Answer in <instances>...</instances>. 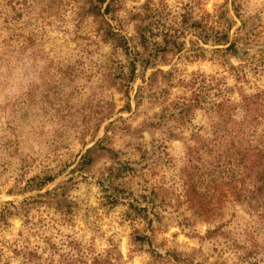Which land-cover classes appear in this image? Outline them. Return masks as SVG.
<instances>
[{"label":"rangeland","instance_id":"1","mask_svg":"<svg viewBox=\"0 0 264 264\" xmlns=\"http://www.w3.org/2000/svg\"><path fill=\"white\" fill-rule=\"evenodd\" d=\"M90 1L0 0V264L76 255L88 264L106 250L119 264H264L261 208L221 196L230 179L206 140L225 128L208 106L264 90V52L234 57L204 41L203 27L182 24L184 16L213 31L231 24L232 38L244 22L241 32L264 42V0H237V15L232 0H115L103 17L128 52L104 37ZM165 33L183 49L156 51ZM137 52L149 61H134L131 77ZM193 91L200 103L182 119L175 104ZM263 113V104H239L228 125L249 121L245 130L258 136L264 123L252 119ZM190 182L209 212L189 203Z\"/></svg>","mask_w":264,"mask_h":264},{"label":"trees","instance_id":"2","mask_svg":"<svg viewBox=\"0 0 264 264\" xmlns=\"http://www.w3.org/2000/svg\"><path fill=\"white\" fill-rule=\"evenodd\" d=\"M105 1L106 0L90 1L89 11L93 15L102 17L107 24V28L104 31V37L111 39L113 42H115L116 46H119L128 52L126 38L114 30V28L103 17L104 13H109L115 0H109L104 11H102V4ZM231 3L235 14H239V5L237 0H232ZM182 24L186 26L189 25L190 28L196 30H199L203 27L201 29L202 34L200 37L204 41L212 40L214 44L224 45L225 47L223 49L218 48L217 50L230 53L234 57H242L246 59L249 57L250 59H253L254 57L260 56L259 52L253 56V54L256 53L255 51L258 49H260V52H264V42L256 40L252 33L247 30L246 34L241 32L245 27L244 22H242L241 26L239 27L240 33L235 34L232 38H230L229 34V31L232 27L231 24H229L225 29L213 31L211 29L212 27L207 25L203 26L199 21L193 20L191 17L188 18L187 16L183 17ZM144 29L145 26L140 28L138 34L140 38L139 44L145 51L148 49V43L150 42L145 36ZM164 38L165 40L163 46L156 44V51L162 50L167 52L171 49H176L177 51L183 49L184 42L179 40V36L165 33ZM252 44L256 45L257 47L256 50L250 52ZM195 52L197 55H202L203 48H199V51L195 50ZM140 58L141 60L139 59V53L137 52L136 58L134 60H129L131 77L134 76L136 69L134 61H145L146 63L149 61V58L145 57L142 53L140 54ZM156 74V71L150 74L148 83L146 85L147 87L144 88L151 89V85L153 82H155ZM218 91L221 93V90ZM197 99H199V95L193 91L187 101L186 98H183L181 101H177L175 106L177 107L178 113L182 119H185L191 115L193 110L197 107V105H199L200 102ZM257 103L264 105V90H258L251 95L241 96V100L239 102L233 103L228 98H225L223 100H219V102L215 104L208 106L207 110L209 112H218L219 116L221 117V123H223V127L225 128L219 129L216 132L214 138H207L206 140H209L212 144L216 145V155L214 158L215 163L220 168V174L230 179L221 181L220 184L226 185L228 187L224 188L221 185L218 187L221 196H226L228 191L229 195L234 201L240 202L241 204L244 203L254 209L261 208L262 215L264 216V129L262 134L255 136L254 133H251L247 129L245 130V127L251 125L249 121L244 120L241 123H232L233 126L228 125L231 121L232 114L236 110V106L242 104L244 107H249L250 105ZM247 115H249L248 112ZM261 116L262 120L257 119V117L255 120L253 118L252 122L254 121L257 123H264V113ZM253 131L254 130H252V132ZM191 138H193L195 142H198L202 139L197 133L191 134ZM97 148H99V143H97L95 147L86 150V152L81 157V163L90 164L92 162L91 154ZM210 151L213 152L214 150L211 148ZM50 180V177L43 178V180L41 179V182L35 184V186H37L35 188L40 189L47 183V181L49 182ZM49 193V191L45 192V194ZM187 198L191 205L198 207L205 212H209V201H206L203 196L200 198V195H198L196 190V185L193 182H190V185H188ZM132 209H135V212L138 213L139 216L142 215L140 214L141 211L145 210V208H140L138 206ZM2 215L3 213H1V216ZM142 216L146 218L148 217L145 213ZM145 239L146 237L142 236L140 238L136 237L133 240L143 241ZM114 255L115 254H113L112 250H106V253L103 255L97 254L92 256L88 264H119L115 261L116 256L114 257ZM62 259L63 260H61L59 264H86V262L82 260L81 255Z\"/></svg>","mask_w":264,"mask_h":264}]
</instances>
